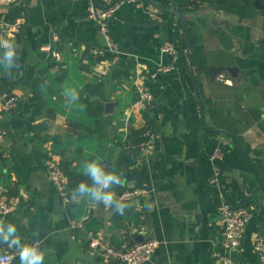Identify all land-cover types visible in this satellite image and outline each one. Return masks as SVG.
<instances>
[{"label":"crops","instance_id":"obj_1","mask_svg":"<svg viewBox=\"0 0 264 264\" xmlns=\"http://www.w3.org/2000/svg\"><path fill=\"white\" fill-rule=\"evenodd\" d=\"M117 1L0 0V17L22 20L17 30L0 29V86L6 82L17 97L8 110L0 104V131L6 132L0 146V197L21 196L16 208L0 213V253L9 242L39 239V264H119L106 263L89 249V230L117 246L154 233L161 243L153 264H220L213 249L221 242L217 206L226 199L253 212L236 261L261 264L255 243L264 239V9L249 0L233 12L207 0L186 8L175 0H124L106 37L87 9L91 3L105 7ZM176 9L184 13L191 46ZM152 12L161 19H153ZM2 42L14 48L10 62ZM166 42L175 45V57L162 50ZM94 47L106 48L101 56L106 63H91ZM162 64L174 67L157 71ZM39 73L56 112L54 118L35 119L43 123L40 136L28 123ZM138 82L152 94L143 107L135 104ZM107 102L113 107L107 109ZM97 104L103 105L99 124L92 113ZM146 114L156 122L153 146L125 143L130 127L146 125ZM96 125L99 132L93 130ZM135 147V162L122 166L119 182L143 192L119 201L128 205L121 220L115 219L116 201L106 207L70 190L63 195L47 174L48 159L40 162L35 154L68 158L85 171L94 162L104 168L106 161L112 164ZM217 147L224 154L214 162ZM215 163L221 170L218 185L210 182ZM93 188L108 192L100 184ZM84 218L85 227L72 226Z\"/></svg>","mask_w":264,"mask_h":264},{"label":"built area","instance_id":"obj_2","mask_svg":"<svg viewBox=\"0 0 264 264\" xmlns=\"http://www.w3.org/2000/svg\"><path fill=\"white\" fill-rule=\"evenodd\" d=\"M17 1V0H9ZM124 0H118L111 5L105 7H99L95 3H91L87 9V14L90 19L96 22L99 27V31L106 37H109V22L115 14L117 8L122 4ZM151 16L153 19H161V14L158 12H152ZM22 24L21 19L8 20L0 17V29L4 31L17 30ZM110 48L117 51L116 43L110 41ZM162 50L167 52L173 57L176 56L177 49L171 42H166L162 46ZM93 56L99 57L106 53V48L94 47ZM54 57L57 60H62V54L59 50H54ZM101 63H106L107 60L99 59ZM114 61V59H113ZM173 65H160L157 71H169L173 68ZM155 74V73H154ZM139 97L136 101V105L140 107L145 106L152 98L151 92L142 84L137 83ZM1 108L8 110L17 104V97L8 91L1 93L0 100ZM153 133L148 131V139L143 141L139 146L141 149H150L153 146L152 137ZM6 132L0 131V146L4 142ZM224 150L222 147H217L211 158L213 161H217L223 157ZM110 164L108 161L105 162V167ZM47 174L49 178L55 183L58 190L66 195L68 193V183L65 175V171L61 168L60 163L57 159L51 157L47 161ZM221 170L220 167L215 163L214 175L210 182L213 185H218L220 180ZM101 189H107L100 184ZM142 190L136 187L124 188L120 192L108 190L107 194L114 193L115 199L118 201H129L142 194ZM115 201V200H114ZM21 202L20 194L3 195L0 197V213H8L18 206ZM218 219L221 224V242L218 246L213 249V255L220 264H238L236 261V251L242 243L246 226L250 221L253 212L250 206H234L226 199L220 200L217 206ZM86 218L73 222V227H85ZM88 247L90 250L97 252L103 259L104 262H117L119 264H142L143 262L150 260L155 249L159 247L161 241L155 237L147 238L141 241H137L130 247L117 246L109 242L100 233L89 230L87 233ZM41 246L39 239L26 241L20 244L15 242H9L4 247V250L0 253L1 264H12L14 261L21 259V252L24 249L35 250L37 252ZM255 250L259 256L260 263L264 264V239L260 237L255 243Z\"/></svg>","mask_w":264,"mask_h":264},{"label":"trees","instance_id":"obj_3","mask_svg":"<svg viewBox=\"0 0 264 264\" xmlns=\"http://www.w3.org/2000/svg\"><path fill=\"white\" fill-rule=\"evenodd\" d=\"M201 0H175L177 4L182 7L186 8L189 5H197V3ZM204 1V0H202ZM210 2H213L217 8L223 9L229 12H233L235 8L242 11V6L246 5V0H207ZM253 1V0H249ZM264 4V0H260ZM99 59H101V56L99 57H91V63L97 62ZM4 91H7V84L6 82L0 86V93H3ZM32 95L29 99V116H28V123L31 127V129L36 133V135L40 136V129H43V123H34L36 118H39L43 115H45L47 118H54L56 116V112L52 109V107H49V99L46 97V81L44 77L41 76L39 73L32 84ZM92 105L89 104V107ZM103 112V105L97 104L92 108V113L97 117L95 119V124H99L101 119V114ZM146 125L141 127H130L127 139L125 140V143H130L133 146H139L143 141H146L148 139V131L155 132L156 128V122L153 119H150V116L146 114ZM93 130H96V132H99L100 129H98V126L96 125ZM52 139L54 140V143H59L58 141L61 140L60 137L53 135ZM130 148L126 149L120 158H118L115 162L108 167L102 168L105 175L107 174H114L121 178L123 176L122 166L124 164L134 163L135 162V151L137 148ZM78 152L81 153V150L78 149ZM37 159L40 160L42 157L44 159H50L52 156L48 154H43L40 151H35ZM63 156H65V153H63ZM61 168L65 171V175L67 178L68 183V190L76 193V189L78 188L79 184L84 183L88 188L93 186L95 184L93 176L91 173L85 171H80L77 169L76 166H72V161L68 158H62L60 161ZM47 164V163H46ZM47 168V165H46ZM125 186H123L120 182L119 183H112L108 186L107 190H117L120 191ZM12 194H18L17 192H9L7 195ZM116 220H121L122 215L118 214L115 218Z\"/></svg>","mask_w":264,"mask_h":264},{"label":"clouds","instance_id":"obj_4","mask_svg":"<svg viewBox=\"0 0 264 264\" xmlns=\"http://www.w3.org/2000/svg\"><path fill=\"white\" fill-rule=\"evenodd\" d=\"M5 48V59L9 62L12 61L15 51L12 45L8 44L7 42H2ZM86 172L91 173L93 176L95 184H102L105 188L108 187L112 183H119L120 177L114 174H107L105 175L102 168L97 163H92L85 168ZM76 193H79L80 196H88L91 199H98L101 203H103L106 207H111L114 200L116 201V209L117 212L121 215L124 213V208L128 207V205L124 203H120L118 200L115 199L114 193L104 194L98 189H89L86 184L81 183L79 184L78 188L76 189ZM75 195V193H74ZM15 231L14 226L10 227L9 232ZM21 260L22 264H39L42 260V256L38 255L35 250L24 249L21 252Z\"/></svg>","mask_w":264,"mask_h":264},{"label":"water","instance_id":"obj_5","mask_svg":"<svg viewBox=\"0 0 264 264\" xmlns=\"http://www.w3.org/2000/svg\"><path fill=\"white\" fill-rule=\"evenodd\" d=\"M252 3L254 5H256L258 8L264 9V4H262L260 2V0H253ZM176 13L180 15L183 33L185 35L186 41L191 46V42H190V39H189V36H188V33H187V28H186V22H185L184 13L180 9H176ZM52 48H53V46H52ZM196 89H197L198 95L200 97V92H199V89H198V86L197 85H196ZM201 101H202V99H201ZM105 106L107 107V109L108 108H111V107H113V102H107L105 104ZM154 236H155L154 233H152L150 235H138L137 237H135L134 239H132L131 243L128 246L130 247L133 244H135L137 241H141V240H144V239H147V238H150V237H154ZM142 264H153V263H152L151 260H147V261L143 262Z\"/></svg>","mask_w":264,"mask_h":264},{"label":"rangeland","instance_id":"obj_6","mask_svg":"<svg viewBox=\"0 0 264 264\" xmlns=\"http://www.w3.org/2000/svg\"><path fill=\"white\" fill-rule=\"evenodd\" d=\"M127 247H129V246H127Z\"/></svg>","mask_w":264,"mask_h":264}]
</instances>
